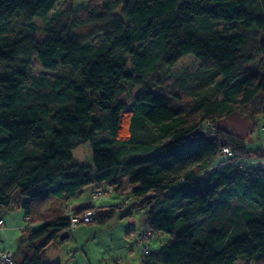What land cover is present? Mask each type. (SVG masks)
<instances>
[{
	"label": "trees",
	"instance_id": "16d2710c",
	"mask_svg": "<svg viewBox=\"0 0 264 264\" xmlns=\"http://www.w3.org/2000/svg\"><path fill=\"white\" fill-rule=\"evenodd\" d=\"M84 1L0 0V205L17 202L37 224L13 264H52L45 247L74 229L68 201L88 185L118 192L124 177L146 208L142 264H264V169L253 163L264 150L215 126L233 112L254 127L264 118V0ZM187 55L198 68L163 94L161 72ZM85 142L88 163L72 155ZM97 209L73 211L95 213L82 223L116 212Z\"/></svg>",
	"mask_w": 264,
	"mask_h": 264
},
{
	"label": "rangeland",
	"instance_id": "374dc122",
	"mask_svg": "<svg viewBox=\"0 0 264 264\" xmlns=\"http://www.w3.org/2000/svg\"><path fill=\"white\" fill-rule=\"evenodd\" d=\"M76 7L86 6L84 0H76ZM35 24L42 26V21L38 18L35 20ZM96 25L90 24L75 29L74 31L81 36H87L96 29ZM18 30V28H15ZM38 41H42L46 38V34L42 31L36 33ZM198 68V61L191 55L184 56L174 66L169 68L168 74L166 75L161 72L162 78V89L160 90L163 94L171 96V90L174 86V82L177 76L182 74L183 70L188 69L189 71H195ZM2 72V66L0 65V73ZM32 73L39 75L45 73L43 68L37 59L33 60ZM163 74V75H162ZM174 74V75H173ZM159 77V76H157ZM146 87L153 89L154 85L146 83ZM157 90L156 88H154ZM136 90V88H135ZM158 91V90H157ZM131 108V105L128 106ZM244 116V115H243ZM249 119V118H248ZM250 120V119H249ZM264 118L257 116L255 127L250 121V133L255 142H258L264 150ZM7 132L0 128V138L6 137ZM102 137V132L97 134V139ZM93 154V146L90 142H85L75 147L72 150L73 158L81 162H91ZM259 165L262 164V160L259 161ZM3 175L0 174V177ZM123 179V186L118 192H114L109 195H102L96 200H92L91 189L92 186L88 185L83 188L81 199L90 197L95 205H99L101 209H108L110 207L115 209V214L108 218L103 223L93 221L90 223H81L79 226L71 230V235L64 240H57L49 243L43 252V260L52 264H112L115 256L110 253L112 249L119 246V242L124 243L127 235L131 237L132 248L129 256L121 257L120 264H142L141 253L142 249L140 243L136 240L137 233L143 232L145 229L144 224V213L145 209L140 207L141 198L134 196L131 193L132 185L127 181V177ZM222 196V194L220 193ZM220 195L218 199L220 200ZM14 199H18L15 192ZM74 199V198H73ZM17 203V202H16ZM12 202L8 207L0 205V219L3 224L0 225V254L4 251L16 252L18 246L23 239L22 233L25 227L29 229L35 228L37 224H30L25 220L21 207ZM126 211H130L131 214L120 216ZM231 225V222H229ZM134 228L128 229V227ZM164 236L157 235L153 236L149 241L151 248L159 246V239ZM136 239V240H135ZM162 240V238H161ZM127 245V244H126ZM29 248H23V251L18 254L15 253V262L22 260V253H28ZM236 264H247L246 261L240 260Z\"/></svg>",
	"mask_w": 264,
	"mask_h": 264
},
{
	"label": "crops",
	"instance_id": "0c3cea01",
	"mask_svg": "<svg viewBox=\"0 0 264 264\" xmlns=\"http://www.w3.org/2000/svg\"><path fill=\"white\" fill-rule=\"evenodd\" d=\"M215 126H219L223 129H226V130L236 134L237 136L243 138L249 149H258L261 147V145L258 142H255L251 136L250 120L248 119V117L241 115L239 112H233L230 115H227L225 117L217 119L215 121ZM253 163L258 164L259 161L254 160ZM127 181L129 182L128 178H127ZM91 186H92V189H91V193H92L94 186L93 185H91ZM82 193L78 194L74 199H71L70 201H68V203H67L68 208L75 210V209H79L81 207H87L90 205H95V203L92 202V200H93L92 196H90L92 200L90 199V197L80 200ZM96 206L98 207V209L96 211L99 214H105L110 209V208L101 209L99 205H96ZM128 229L135 230L134 228H131L130 226L128 227ZM139 232H141V231H139ZM132 241L133 240L131 239V237H129V233H128L125 242L124 243L119 242V246L117 248L112 249L110 254L112 256H115V259L113 260V262L120 264V261L122 260L121 259L122 256H125V257L129 256V253H130L131 248H132V244H131Z\"/></svg>",
	"mask_w": 264,
	"mask_h": 264
},
{
	"label": "built area",
	"instance_id": "2783aa9c",
	"mask_svg": "<svg viewBox=\"0 0 264 264\" xmlns=\"http://www.w3.org/2000/svg\"><path fill=\"white\" fill-rule=\"evenodd\" d=\"M223 152L230 154V150L225 147L223 148ZM258 166L262 169H264V160H262V164ZM113 192L111 187H103V188H95L92 194V199L96 200L97 198H99L102 195H109ZM94 212L93 211H86L83 214H77L74 213V211L72 209H70L69 212V218H70V226L72 228H76L80 223L82 222H89L93 219L94 216ZM2 223V221L0 220V224ZM144 249L146 250L147 247H144ZM12 257H13V253L10 251H4L0 254V264H13L12 261Z\"/></svg>",
	"mask_w": 264,
	"mask_h": 264
},
{
	"label": "water",
	"instance_id": "95a60500",
	"mask_svg": "<svg viewBox=\"0 0 264 264\" xmlns=\"http://www.w3.org/2000/svg\"><path fill=\"white\" fill-rule=\"evenodd\" d=\"M192 135H193V136H202V137H206V133H205V131H203V130L195 131V132L192 133ZM208 137L213 138L214 136H208ZM193 140H196V138L193 137ZM68 237H69V233H68V232H64L63 234L60 235V239H61V240H64V239H66V238H68Z\"/></svg>",
	"mask_w": 264,
	"mask_h": 264
}]
</instances>
